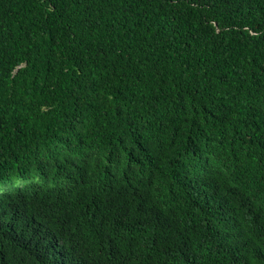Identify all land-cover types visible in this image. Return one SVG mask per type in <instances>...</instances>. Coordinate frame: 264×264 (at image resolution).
Returning a JSON list of instances; mask_svg holds the SVG:
<instances>
[{"label":"trees","instance_id":"obj_1","mask_svg":"<svg viewBox=\"0 0 264 264\" xmlns=\"http://www.w3.org/2000/svg\"><path fill=\"white\" fill-rule=\"evenodd\" d=\"M0 264H264V0H0Z\"/></svg>","mask_w":264,"mask_h":264}]
</instances>
